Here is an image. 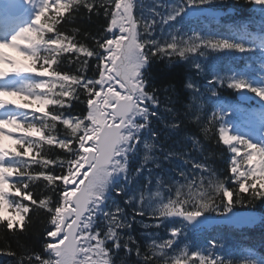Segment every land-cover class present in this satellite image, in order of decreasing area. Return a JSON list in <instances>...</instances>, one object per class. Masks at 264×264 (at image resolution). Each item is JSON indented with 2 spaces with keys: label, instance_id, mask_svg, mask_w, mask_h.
Segmentation results:
<instances>
[{
  "label": "snow or ice",
  "instance_id": "1",
  "mask_svg": "<svg viewBox=\"0 0 264 264\" xmlns=\"http://www.w3.org/2000/svg\"><path fill=\"white\" fill-rule=\"evenodd\" d=\"M244 2L252 14L221 30L239 0H0V256L264 264L222 230L252 222L235 205L264 202V0ZM85 13L103 21L95 34L70 27ZM165 60L186 63L187 102L153 86ZM185 121L198 133L181 135ZM201 136L226 149L223 178L212 153L192 155ZM34 224L38 249L21 241Z\"/></svg>",
  "mask_w": 264,
  "mask_h": 264
},
{
  "label": "trees",
  "instance_id": "2",
  "mask_svg": "<svg viewBox=\"0 0 264 264\" xmlns=\"http://www.w3.org/2000/svg\"><path fill=\"white\" fill-rule=\"evenodd\" d=\"M237 3V0H226L225 7L234 5ZM253 5L251 4H245L244 0H239V4L237 7L233 8V10L238 14V15H249L253 12ZM243 8L244 11L241 13L240 9ZM103 23L102 19L98 20L95 16L92 17L91 21L87 19L86 13L84 14L83 19H78L77 22L73 25H70V27H80L81 30H89L93 34L96 33L97 28L99 24ZM91 43V41H89ZM92 63H95L93 60ZM187 67L185 62H178V63H173V65L168 66L167 61H157L152 65V68L150 69L151 75L154 76L156 79L153 83V86L160 87L161 89L165 85H171L177 93H182L183 98L185 99V102H187V97L189 96V93L187 91H183V83L185 79V68ZM88 75H92V73L89 71ZM194 79H196L195 74L192 73ZM170 93H164L161 91L159 93L161 100L165 98V96ZM176 97L174 96L173 99ZM79 109V105H77V110ZM73 114H76L74 111ZM167 118V117H166ZM187 133L189 135L193 133H198V129L196 128L195 125L189 124L185 121V123L181 126V135L184 133ZM177 137H174L175 139ZM201 143L203 144L204 147V152L203 154H198L196 152H193L192 155L195 156L198 160H202L204 156H207L209 153H212L209 163L212 165V167L217 171L218 174L221 175V178H223V175L225 174V169H226V163H225V154L220 146H217L213 140H204V138L201 136ZM168 144H171V141H168L166 146ZM188 148H191V144L187 145ZM177 150H182L181 148L177 147ZM179 179L181 183H183V180L176 176L175 174L173 175V178ZM236 209H251V208H261V201H256L252 204L249 203H242V204H237L234 206ZM40 225L39 224H34L32 227L29 228V237L30 239L21 237V241L24 243L31 244L33 247H36L38 249V245L34 239V234L39 230ZM138 234V233H134ZM10 243L12 245V248L19 252V249L16 248L15 241L10 238ZM3 242H0V247H3ZM14 260L13 257H6V256H0V264H11V262Z\"/></svg>",
  "mask_w": 264,
  "mask_h": 264
}]
</instances>
